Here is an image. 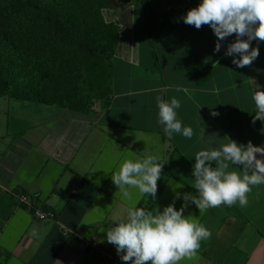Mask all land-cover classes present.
Returning <instances> with one entry per match:
<instances>
[{"label":"crops","instance_id":"obj_1","mask_svg":"<svg viewBox=\"0 0 264 264\" xmlns=\"http://www.w3.org/2000/svg\"><path fill=\"white\" fill-rule=\"evenodd\" d=\"M111 2L106 21L118 26L119 40L107 106L98 103L77 113L0 98V264H113L85 242L95 241L120 259L106 232L126 218L129 207L162 211L174 204L179 210L184 194L197 195L191 185L198 151L219 148L228 143L225 137L264 147V122H252L253 95L264 91V42L251 41L259 56L239 68L232 63L238 54L225 55L235 34L219 41L215 52L210 26L196 29L183 22L201 0H150L157 15L152 37L140 0ZM190 49L210 70L208 80L200 68L188 70ZM157 96L180 101L177 119L193 130L190 139L166 135L158 123ZM148 155L169 171L161 173L156 198L132 187L131 198L124 197L112 174L124 161ZM242 169L229 165V171ZM14 194L30 196L54 218L36 219ZM184 215L212 235L201 241L194 258L180 264H264V184L253 186L246 207L222 205L200 214L189 203Z\"/></svg>","mask_w":264,"mask_h":264},{"label":"clouds","instance_id":"obj_2","mask_svg":"<svg viewBox=\"0 0 264 264\" xmlns=\"http://www.w3.org/2000/svg\"><path fill=\"white\" fill-rule=\"evenodd\" d=\"M183 22L196 29L210 26L217 37L215 52L220 51L219 41L235 34L236 40L227 46L225 55L238 54L239 59L234 58L232 63L243 68L259 56V48H252L251 41L264 42V0H201L187 11ZM216 64L218 62L213 67ZM253 100L256 111L252 122H264V91H256ZM156 101L158 123L163 125L166 135L170 138L173 133H182L190 139L193 130L177 119L175 110L180 107V101L173 97L168 102L160 96ZM212 115L218 113L212 112ZM225 138L228 143L219 148L200 150L195 154L191 187L197 195L184 194L185 203L179 210L174 204L162 211L129 207L125 209L126 218H118L106 232L107 242L115 246L125 264H180L182 260L194 258L201 241L210 239L212 233L190 215H184L189 203L195 204L200 214L222 205L238 204L242 208L248 205V194L253 186L264 184V147L254 146L250 141L247 145L238 144ZM164 164L152 155L135 162L126 160L111 178L124 197L131 198L128 188L132 187L154 200ZM230 164L242 165L243 169L229 171ZM176 198H180L179 195ZM31 235H38L35 228Z\"/></svg>","mask_w":264,"mask_h":264},{"label":"trees","instance_id":"obj_3","mask_svg":"<svg viewBox=\"0 0 264 264\" xmlns=\"http://www.w3.org/2000/svg\"><path fill=\"white\" fill-rule=\"evenodd\" d=\"M140 2L152 37L157 15L150 0ZM1 4L0 98L77 113L108 105L119 40L118 26L104 17L111 0H38L20 13ZM187 68L211 77L191 49Z\"/></svg>","mask_w":264,"mask_h":264},{"label":"built area","instance_id":"obj_4","mask_svg":"<svg viewBox=\"0 0 264 264\" xmlns=\"http://www.w3.org/2000/svg\"><path fill=\"white\" fill-rule=\"evenodd\" d=\"M14 198L19 205H24L30 211H32L36 219L50 220L54 218L52 213L46 212L45 210L39 208L32 201V198L30 196L25 194H14ZM85 247L90 251L99 253L103 258L111 260L113 264H125L124 262H121V260L118 259L116 256H114L110 251L100 247L95 241L85 242Z\"/></svg>","mask_w":264,"mask_h":264},{"label":"rangeland","instance_id":"obj_5","mask_svg":"<svg viewBox=\"0 0 264 264\" xmlns=\"http://www.w3.org/2000/svg\"><path fill=\"white\" fill-rule=\"evenodd\" d=\"M35 1H38V0H2V7H3V10L6 8H13L15 9L17 12H22L23 10L27 9L28 6L35 2ZM104 16L106 18L107 21H110V18H111V15L108 11H105L104 12ZM97 103H95V105H97ZM94 105V106H95ZM93 106V107H94Z\"/></svg>","mask_w":264,"mask_h":264}]
</instances>
